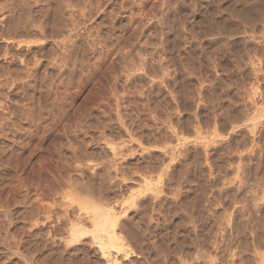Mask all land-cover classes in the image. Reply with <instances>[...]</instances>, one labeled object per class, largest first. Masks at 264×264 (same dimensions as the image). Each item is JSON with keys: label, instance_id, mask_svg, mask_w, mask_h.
Here are the masks:
<instances>
[{"label": "rangeland", "instance_id": "1", "mask_svg": "<svg viewBox=\"0 0 264 264\" xmlns=\"http://www.w3.org/2000/svg\"><path fill=\"white\" fill-rule=\"evenodd\" d=\"M263 255L264 0H0V264Z\"/></svg>", "mask_w": 264, "mask_h": 264}, {"label": "bare ground", "instance_id": "2", "mask_svg": "<svg viewBox=\"0 0 264 264\" xmlns=\"http://www.w3.org/2000/svg\"><path fill=\"white\" fill-rule=\"evenodd\" d=\"M258 146H259V145H258ZM261 146H262V145H261ZM258 148H259V147H258ZM261 148H262V147H260V149H261ZM261 150H262V149H261ZM262 151H263V150H262ZM261 153H262V152H261ZM258 154H260V153H258ZM261 168H262V167H261ZM252 235H253V234H252ZM254 235H255V234H254ZM109 243H110V242H109ZM111 247H112V246H111ZM113 248H114V247H113ZM115 248H116V247H115ZM263 256H264V255H263ZM262 258H263V257H262ZM263 259H264V258H263ZM263 259H262V260H263ZM262 260H261V261H262ZM211 263H212V261H211ZM246 263H247V262H246ZM263 263H264V260H263ZM255 264H256V263H255ZM257 264H259V263H257Z\"/></svg>", "mask_w": 264, "mask_h": 264}]
</instances>
